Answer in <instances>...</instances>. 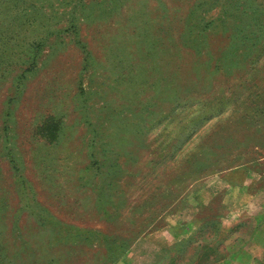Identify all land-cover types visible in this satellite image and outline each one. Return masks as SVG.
I'll list each match as a JSON object with an SVG mask.
<instances>
[{
    "label": "rangeland",
    "instance_id": "obj_1",
    "mask_svg": "<svg viewBox=\"0 0 264 264\" xmlns=\"http://www.w3.org/2000/svg\"><path fill=\"white\" fill-rule=\"evenodd\" d=\"M0 264H264V0H0Z\"/></svg>",
    "mask_w": 264,
    "mask_h": 264
},
{
    "label": "trees",
    "instance_id": "obj_2",
    "mask_svg": "<svg viewBox=\"0 0 264 264\" xmlns=\"http://www.w3.org/2000/svg\"><path fill=\"white\" fill-rule=\"evenodd\" d=\"M32 64H33V66H34V61H33V63H32Z\"/></svg>",
    "mask_w": 264,
    "mask_h": 264
}]
</instances>
